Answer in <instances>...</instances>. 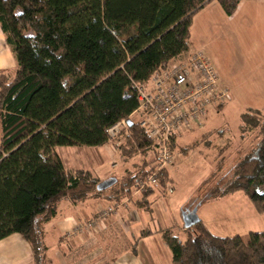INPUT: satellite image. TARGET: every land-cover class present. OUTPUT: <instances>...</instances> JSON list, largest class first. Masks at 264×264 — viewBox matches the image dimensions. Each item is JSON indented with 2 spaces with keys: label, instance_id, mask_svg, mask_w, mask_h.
Listing matches in <instances>:
<instances>
[{
  "label": "trees",
  "instance_id": "1",
  "mask_svg": "<svg viewBox=\"0 0 264 264\" xmlns=\"http://www.w3.org/2000/svg\"><path fill=\"white\" fill-rule=\"evenodd\" d=\"M212 1L231 16L242 0H0L1 28L18 65L13 78L0 74V241L19 234L32 264H53L46 226L63 201L134 195L156 162L153 140L132 121L137 87L189 51L193 17ZM124 120L133 125L121 157L143 161L113 187L98 191L91 171L65 169L57 148L103 147L108 130ZM241 123L242 132L258 134L256 147L211 196L244 193L264 214V111L246 112ZM161 174L165 185L168 173ZM154 190L136 204L148 207ZM185 230L184 240L173 228L162 231L172 264H264V232L246 241L216 235L202 221ZM151 234L143 230L140 239Z\"/></svg>",
  "mask_w": 264,
  "mask_h": 264
},
{
  "label": "crops",
  "instance_id": "2",
  "mask_svg": "<svg viewBox=\"0 0 264 264\" xmlns=\"http://www.w3.org/2000/svg\"><path fill=\"white\" fill-rule=\"evenodd\" d=\"M190 44L189 51L170 64H181L189 60L198 50H203L217 71L220 88L222 90H224L223 88H227L229 97L226 102L208 110L205 118L210 117L208 119L209 121H204L205 126L203 131H198L194 128L178 136L176 146L177 149H180L178 153L183 159L177 157L171 169L167 170L168 178L174 183V186L177 182V174L182 173L180 170L182 165L188 162L190 156H194V153L198 149L197 147L215 144V142L220 141L225 143L227 149L220 150L213 157V161L218 158V162L215 160L218 163L217 171L219 170L218 165L220 163L225 162L229 167L241 156L247 155L245 153L248 150L243 151V141L237 143L238 140H241L242 135L238 137L237 134L241 131V116L243 114L250 110L262 111L264 109V0H242L235 13L231 16L225 13L217 1L210 2L193 17L190 30ZM17 67L14 52L7 44L6 36L0 24V74H8L13 78ZM216 110L219 111L217 114L214 113ZM134 116L140 121L141 116L139 114L134 113L132 118ZM229 117L238 119V121L232 125ZM218 119H221L222 122H218ZM139 121L136 122L139 123ZM235 129L237 130L236 136L234 134ZM234 141L236 142L234 143ZM221 142L219 143L220 145L222 144ZM96 149L100 150L96 153L102 154V164H104V161L110 155L108 145ZM252 150L249 154H251ZM205 154L202 153L203 157L211 159L209 155L207 156ZM177 156L179 155L177 154ZM150 160L153 159L150 158ZM62 162L65 169L69 171L65 165V161L62 160ZM212 175L213 170L208 178H211ZM157 191L155 188L153 194L148 198V207H150L151 213H142L140 211L142 208L136 204L137 210L135 211L128 209L124 211V214L122 212L123 210L117 213L115 226L108 225L107 221L112 220L108 219L97 229L93 228L88 233L79 236H71L69 233L78 225L95 217L100 209L105 208L111 202L100 199H89L80 204H74L70 200L63 201L59 205L58 215L47 224L46 235L48 237L53 236L52 242L55 243L54 246L56 247L64 242L62 245L70 252L75 251V247L78 245L81 246L80 249H85L87 246L85 243L91 241L93 236L99 235V238H102L104 244L112 250V254L110 255L111 259L107 264H172L171 251L166 246L167 243H165L161 231L167 228H177L178 223L175 222L174 215H172L173 209L170 205L172 200L171 196L169 199H166L162 207H157V203L159 202L157 200L159 196ZM232 197L220 198L212 204L215 206V203L219 204L220 200L231 199ZM236 197H238V194ZM139 198V201L143 199V197ZM234 199L230 202H234ZM162 200L165 199L162 198ZM184 206L183 204L181 208L183 209ZM222 206L231 209V212L229 210L227 215L242 223H244L243 217H247L249 220H251V217L258 218V220L260 218L261 222L257 226L260 231L252 230L253 228H250V225H245L248 222H245L243 226H238L233 229V233L242 232V236H245L251 232H264V214L256 212L252 207H248V211L245 212L244 210L237 211L236 209H232L229 204ZM244 207L246 208V205ZM198 214L201 221L214 234L220 236L233 235L223 234L225 227L216 223V221L209 220L210 216L203 214L201 210L200 213L198 210ZM152 217L154 219L153 222H151ZM130 220H133L135 229L133 225L132 229L130 228L128 232H124L122 225L126 221L130 222ZM146 228H149L148 230L152 234L149 237L140 239L141 232L146 230ZM120 231H123L124 236L127 237L126 240H124L125 237H122V241L115 240L117 233L120 236ZM60 241L63 242L59 244ZM67 251H60L59 257L57 256L53 264H66L68 260L65 252ZM32 263L33 252L31 246L21 235L14 234L0 241V264Z\"/></svg>",
  "mask_w": 264,
  "mask_h": 264
},
{
  "label": "rangeland",
  "instance_id": "3",
  "mask_svg": "<svg viewBox=\"0 0 264 264\" xmlns=\"http://www.w3.org/2000/svg\"><path fill=\"white\" fill-rule=\"evenodd\" d=\"M197 52L203 53L208 58V60L211 62L210 58L204 53L203 50H198ZM214 69H215V67H214ZM216 73H217V71H216ZM223 89L228 94L227 88H223ZM228 97H229V95H227V97L225 98L224 101L219 102L218 105L226 102ZM218 105H216V107ZM262 111H264V109ZM218 112L219 111L216 110L214 113L217 114ZM232 116L234 117V115H232ZM209 117L210 116H208V118L204 117L201 120V122L196 126V130L203 131L204 126H205V122L209 119ZM233 117H229L232 125L234 124V122L238 121V119H235ZM132 119L134 122L139 121L136 118V116H134ZM218 122H222L221 119H218ZM232 128H234V127L232 126ZM236 129L234 130L235 136H236V132H237ZM184 133H186V131L183 132L182 134H184ZM244 133H246V134H244ZM237 135H238V137H240L242 135L241 140H238L237 143L239 141H243V145H244L243 151L248 150V152L245 153V154H247L246 156H248L250 151L252 149H253L252 151H254V149L256 147V144H257L256 137L258 134L256 132L250 133V132L240 131V133ZM0 141H1V137H0ZM220 142H215V144H207L206 146L197 147L198 149L194 153V156H190V158L188 157L189 158L188 162H186L185 164L182 165V167L180 169L182 173L177 174V177H176L177 182H176L175 186H174V183H172L170 180L166 181L165 185H162L161 184V178H160L162 174H160V176L158 178V184L155 187L158 190L157 194L159 195L157 197V200H159V202L157 203V207H162L165 204L166 199H169V197L171 196L172 200L170 202V205L173 209L172 215H174L175 222L178 223L177 228L173 227V229L175 230V233L183 240L186 237V230H185L186 228L183 224V219L181 216L182 210H186L187 208H190V210H192L195 206L197 207V204H200L199 209H198L199 213L201 210V212L203 214H207L210 216L209 220L216 221V223H219L220 225L225 227V229L223 230L225 232L223 234H227V235L233 234L232 236H242V234H243L242 232L233 233L232 230L237 228L238 226H243V224L245 222L249 223V224L246 223L245 225L246 226L250 225V228H253L252 230L260 231L259 227H257L258 223L261 222L260 218L258 220V218H252L251 217V220H249L247 217H243L244 223H242L236 219H233L229 215H227L229 210L231 212V209H228L226 206H224V207L222 206L225 204H229L230 208L236 209L237 211L244 210L245 212L248 211V207L249 208L252 207L256 212H258L256 210L255 206L253 205V203L250 201V199L244 193H240V194L236 193V194L232 195L233 197L231 199L220 200L219 204L215 203V206H214V204H212V203H214V201L221 198V197L212 198V196H211L212 191L216 187H218L220 185L222 186L227 181L225 179L227 174H229L231 172L232 168L240 160H242L244 157H246V156H243V157L241 156L237 161H235V163H233L229 167L227 164H225V162L220 163L218 165L219 170L217 171L216 169H217L218 163H216L215 160H217V162H218V158L213 161V157L215 154L219 153L220 150L223 151L224 149H227V146L225 145V143L221 142L222 144L220 145L219 144ZM235 142L236 141H234V143ZM125 143H126V141H124L123 146ZM171 144H172V139L170 140V142L168 144V149H169L170 153H172V159L170 160V163L168 164V169H171L172 164L177 159V157H179L180 159H183V157L178 153V151H180V149H177V146H175L174 149L171 148ZM107 145H108V148L110 151V155H109V158H107L104 161L105 162L104 164H102L103 156L100 153H96L97 151H100L99 149H96V148H88V147H65L64 148L63 147V148H57V154L62 160L65 161V165L67 166L69 171L72 172V171H75V170L81 169V168L88 170V171L91 170L93 172V174H95V176L100 178L101 182L108 180L112 177L119 178L125 171L133 170L134 165L141 163V161H143V157H141V156H138V157L133 158L131 160L124 161L123 158L121 157V154H120V149L123 146L120 148H117V147L114 148V146H113L114 143H109ZM233 145L236 146L235 144H233ZM153 151H154V149H153ZM205 151H207V152H205ZM199 152H202L203 154L207 153L205 155H207V156L209 155V157H211V159H206L205 157H203L202 153H199ZM209 152H211V153L208 154ZM177 154L179 156H177ZM149 157L151 159H154L155 158L154 152H151ZM154 165H155V163H154ZM221 166H222V168H221ZM212 170H213V175L211 178H208V176L211 174ZM207 178H208V180H206ZM175 190H176V192H175ZM259 191L261 193H264V186H262ZM173 193H174V195H173ZM237 194H238V197H236ZM139 197H143V195L142 196L141 195H135V196L132 195L131 197H128V198H126L120 202H111L107 206L108 207L109 206L114 207L116 205L122 206L124 203H126V204H128V206H126V204H125L122 208L118 209V212L120 210H123L122 212L124 214V211H126L128 209H130L131 211H135V210H137V206H135V205L140 200ZM162 198L165 200H162ZM233 198H235L234 202H230ZM100 200H103V199H100ZM105 201L107 202V200H105ZM184 202H186V203H184ZM237 202H239V203H237ZM183 204L185 206L182 209L181 207L183 206ZM245 205H246V208L244 207ZM141 208L142 209L140 211L142 213H144V212L145 213L146 212L151 213L150 207H141ZM102 209H104V208H102ZM102 209H100L98 211V214L102 211ZM98 214L96 216H98ZM116 215H110V217L108 219H112V220L109 221L107 219L108 225H113V226L116 225L115 224ZM95 217L88 219L87 221L88 222L92 221L95 219ZM126 219H128V218H126ZM153 221H154V219L152 217L151 222H153ZM133 225H134L133 228L135 229V224H133V220H130V222H128V221L124 222V225H122L123 227L122 226H120V227H122L124 232H128L130 230V228L132 229ZM146 229L148 230L149 228H146ZM88 232H86V233H88ZM119 233H120V236L118 235V233L116 235L117 236L115 239L116 241H119V240L122 241V237H125L124 240L127 239V237L124 236L123 231H120ZM248 235L249 234L242 236V237L247 241ZM77 236H79V235H77ZM162 236H163V234H162ZM49 237L46 235V244L48 246V254H49V257L51 259H53V261H54L57 258V256L59 257V253H61L60 251L64 252V251H67V249H65L66 247H64L62 245L64 243L63 241L59 242V244L61 242H63V243H61V245H59L58 247L54 246L55 243L52 242L53 236H49ZM66 237L68 238L67 235H66ZM93 237H95V238H93ZM93 237L91 238L92 239L91 241H89L88 243H85L87 245L85 247V249H80L81 246L78 245L75 247V251L70 252L68 250L67 252H65L67 255V260H68L66 264H107L111 259L110 255L112 254V250L109 249L104 244L102 238H99V235H96ZM47 239L50 241H48ZM74 239H77V238H74ZM78 239H80V238H78ZM125 245H127V244H125ZM166 246H168V245L166 244ZM64 261L66 262L65 259H64Z\"/></svg>",
  "mask_w": 264,
  "mask_h": 264
},
{
  "label": "built area",
  "instance_id": "4",
  "mask_svg": "<svg viewBox=\"0 0 264 264\" xmlns=\"http://www.w3.org/2000/svg\"><path fill=\"white\" fill-rule=\"evenodd\" d=\"M137 90L139 107L135 113L141 116L140 127L153 140L156 158L151 168L154 170L138 182L134 192V196H142L149 188H155L160 174L168 170L172 159L168 144L172 137L196 128L208 110L224 101L228 94L220 88L214 66L201 52H196L181 64H169L156 72L148 85H139ZM108 135L114 148L122 147L124 141L131 137L128 122L124 120L113 126ZM125 204L107 206L94 220L78 225L69 235H83L97 229Z\"/></svg>",
  "mask_w": 264,
  "mask_h": 264
},
{
  "label": "water",
  "instance_id": "5",
  "mask_svg": "<svg viewBox=\"0 0 264 264\" xmlns=\"http://www.w3.org/2000/svg\"><path fill=\"white\" fill-rule=\"evenodd\" d=\"M129 127L133 125V122L130 120L128 121ZM118 182V179L115 177H112L108 180H105L97 186L98 191H105L111 187H113ZM198 206L194 207L192 210L190 208H187L182 212V219L183 224L186 229L192 228L194 225L198 224L201 219L198 215Z\"/></svg>",
  "mask_w": 264,
  "mask_h": 264
},
{
  "label": "snow or ice",
  "instance_id": "6",
  "mask_svg": "<svg viewBox=\"0 0 264 264\" xmlns=\"http://www.w3.org/2000/svg\"><path fill=\"white\" fill-rule=\"evenodd\" d=\"M18 15H19V13H18Z\"/></svg>",
  "mask_w": 264,
  "mask_h": 264
}]
</instances>
